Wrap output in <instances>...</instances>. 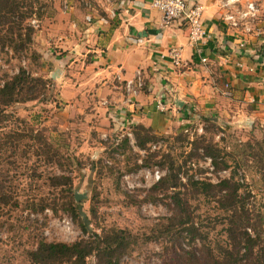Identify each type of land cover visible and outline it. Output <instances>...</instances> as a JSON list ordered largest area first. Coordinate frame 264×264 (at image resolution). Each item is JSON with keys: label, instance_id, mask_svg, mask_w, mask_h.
I'll return each mask as SVG.
<instances>
[{"label": "rangeland", "instance_id": "1", "mask_svg": "<svg viewBox=\"0 0 264 264\" xmlns=\"http://www.w3.org/2000/svg\"><path fill=\"white\" fill-rule=\"evenodd\" d=\"M10 1L16 8L2 16L10 6L9 0H0V21L7 18L5 24H0V83L22 68L30 75L42 78L43 84L37 86L34 99L14 103L7 111L41 130L57 149L63 163L61 170L55 165L46 166V169L69 175L71 185L68 192H58L46 188L43 179H36V185L41 187L33 190L37 193L34 200L38 203L43 199L46 208L29 209L27 194L19 196L17 207H3L0 211V264H35L30 261L28 251L40 239L65 243L87 239L88 234L79 230L77 219L66 209L72 198L81 216L86 217L90 231L100 234L119 228L134 235L135 241L120 254L117 264H175L173 248L178 247V243L181 247L186 244L175 225H171L170 230L164 228L165 217L171 215L172 204L168 196L172 189H152L155 182L147 175L157 169L163 173L161 179L171 162L177 177L190 180L201 178L215 182L227 177L234 169L243 185L240 191L251 189L255 207L258 206L262 197L260 174L264 163L259 161L261 155L255 141L264 139V125H242L235 120L226 121V117L204 115L199 111L192 114V111L185 113L191 118L187 117L170 132H152L154 138L146 142L144 148L136 147L133 135L132 146L123 140L116 149L100 138V134L108 130L98 129L101 116L106 114L99 108L108 109V106L93 101L100 90L92 82L85 81L82 60L87 58L69 51L77 39V32L71 30L69 21L77 16L80 8L90 10L91 0ZM17 23L22 27L21 33L27 25L33 32L24 48L14 50L12 44H7L6 36L9 28H14ZM11 37H16V30ZM261 47L264 67V35ZM201 137L216 147L218 160L224 161L227 169L212 171L201 148L197 149L194 158L185 159L194 146L193 140ZM246 141L258 155L246 158L249 160L244 164L241 144ZM261 150L264 151L263 145ZM240 159L244 161L243 165H239ZM41 170L40 165L36 173ZM185 178L180 179L184 186L179 184V190L189 197L188 209L194 225L207 233L206 241L210 246L223 243L220 211L211 200L194 195ZM74 194L78 200L74 199ZM85 263L94 264V256H88Z\"/></svg>", "mask_w": 264, "mask_h": 264}, {"label": "crops", "instance_id": "2", "mask_svg": "<svg viewBox=\"0 0 264 264\" xmlns=\"http://www.w3.org/2000/svg\"><path fill=\"white\" fill-rule=\"evenodd\" d=\"M93 1L87 6L90 10L79 7L77 16L69 21L71 30L77 32L69 51L87 58L82 60L85 81L100 90L93 101L120 105L122 80L139 69L144 86L132 105L123 106L125 122L131 126L139 124L151 132L168 133L191 118L185 113L192 111L242 125H264L260 56L264 0L256 3L258 13L246 34L240 26L229 27L222 20L223 14L243 9L244 0L226 6L224 0H184L187 7H202L201 25L207 37L194 44L188 42L182 19L159 27V13L149 6V0ZM171 47H180L179 68H173L167 56ZM157 101L162 110L157 109ZM99 109L106 114H99L98 129H113L109 109Z\"/></svg>", "mask_w": 264, "mask_h": 264}, {"label": "trees", "instance_id": "3", "mask_svg": "<svg viewBox=\"0 0 264 264\" xmlns=\"http://www.w3.org/2000/svg\"><path fill=\"white\" fill-rule=\"evenodd\" d=\"M3 2L7 0H2ZM9 6L2 16L12 13L16 8L9 0ZM0 21L5 24L7 18ZM21 25L17 23L14 28H9L6 36L7 44H12L13 49L24 48L29 43L33 29L28 25L21 33ZM16 30L13 39L11 33ZM23 35V37L21 36ZM16 43L18 46H16ZM43 84V79L34 77L19 68L11 76L0 83V211L3 207H17L21 194H27L26 206L31 210L46 208L43 199L36 203L34 189L36 179H43L46 188L68 192L71 178L63 172H52L46 166L55 165L60 170L63 168L62 157L43 136L41 130L34 129L27 121L13 115L7 108L17 102H24L36 97L37 86ZM136 147L142 149L146 142L152 141L154 134L149 128L139 124L132 126ZM194 146L190 149L185 159L190 160L196 156V151L201 148V154L209 159L212 171L219 168H228L224 161L218 160L217 149L204 137L193 140ZM259 146V161L264 163V139L255 141ZM243 147V165L258 155L249 141L241 144ZM184 159V160H185ZM42 170L36 173L38 166ZM172 162L166 168L164 176L155 182L152 189L171 188L169 200L172 204L171 215L165 217L164 228L171 229L175 225L179 230V237L185 240L186 247L173 248L175 264H264V165L260 179L263 184L261 201L255 207V195L251 189L240 191L243 186L237 179L234 169L229 171L227 177L218 178L215 182L205 179L190 180L184 176L177 177L174 173ZM19 172L17 173V171ZM181 178L194 195L205 197L215 203L220 211L223 243H216L214 247L206 241V232L194 225L193 217L188 209V195L179 190ZM190 180V181H189ZM184 186V183L181 184ZM39 189H37L38 191ZM30 197V198H29ZM43 200V203H42ZM39 205V207H36ZM77 203L69 199L66 209L74 219L82 233H87V239H78L70 243L47 242L40 239L34 248L28 251V257L35 264H86V258L93 255L94 264H117L120 254L135 241V237L125 229H110L107 232L96 233L90 231L86 217L78 211ZM81 216V217H78ZM184 232V235L182 233Z\"/></svg>", "mask_w": 264, "mask_h": 264}, {"label": "built area", "instance_id": "4", "mask_svg": "<svg viewBox=\"0 0 264 264\" xmlns=\"http://www.w3.org/2000/svg\"><path fill=\"white\" fill-rule=\"evenodd\" d=\"M238 1L240 0H224L223 5H235ZM257 2L258 0H244L243 9H233L223 14L222 20L229 27L237 28L240 26L243 33H249L253 20L258 13ZM149 6L157 10L159 13V27L168 25L174 19H182L187 28V38L190 44L202 41L203 38L207 37L201 25L200 17L202 7L200 5L187 7L184 0H149ZM65 8L66 5L64 6V9ZM167 56L173 68H179L181 66L180 47L169 48ZM200 61L204 62L205 58L201 57ZM143 86L144 80L141 76V71L135 69L130 78L122 80V101L119 103L120 105L112 104L105 100L102 101L103 105L108 106L115 126L107 132H102L100 138L104 141H108L111 146L116 149L123 140L131 146L134 142L132 126L125 122L124 119L123 106L132 105L134 97ZM156 107L159 110L163 109L162 103L159 101L156 102ZM114 155L117 156L118 153L115 152ZM162 174L163 173H160L157 169H153L150 173H147V175L152 178L153 182L158 181Z\"/></svg>", "mask_w": 264, "mask_h": 264}, {"label": "water", "instance_id": "5", "mask_svg": "<svg viewBox=\"0 0 264 264\" xmlns=\"http://www.w3.org/2000/svg\"><path fill=\"white\" fill-rule=\"evenodd\" d=\"M74 199L78 200L77 194H74Z\"/></svg>", "mask_w": 264, "mask_h": 264}]
</instances>
